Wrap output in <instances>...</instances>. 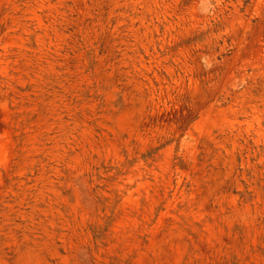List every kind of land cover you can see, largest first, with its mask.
I'll return each instance as SVG.
<instances>
[{
	"label": "rangeland",
	"instance_id": "1",
	"mask_svg": "<svg viewBox=\"0 0 264 264\" xmlns=\"http://www.w3.org/2000/svg\"><path fill=\"white\" fill-rule=\"evenodd\" d=\"M0 264H264V0H0Z\"/></svg>",
	"mask_w": 264,
	"mask_h": 264
}]
</instances>
